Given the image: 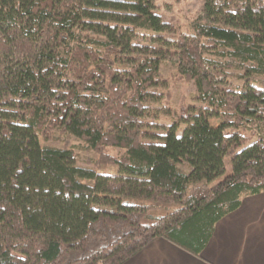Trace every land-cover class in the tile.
I'll use <instances>...</instances> for the list:
<instances>
[{
    "label": "trees",
    "instance_id": "obj_1",
    "mask_svg": "<svg viewBox=\"0 0 264 264\" xmlns=\"http://www.w3.org/2000/svg\"><path fill=\"white\" fill-rule=\"evenodd\" d=\"M192 23L169 40L155 0H0V264L197 252L264 192V0H205ZM162 62L202 104L170 126Z\"/></svg>",
    "mask_w": 264,
    "mask_h": 264
},
{
    "label": "crops",
    "instance_id": "obj_2",
    "mask_svg": "<svg viewBox=\"0 0 264 264\" xmlns=\"http://www.w3.org/2000/svg\"><path fill=\"white\" fill-rule=\"evenodd\" d=\"M124 264H264V192L244 196L200 251L159 238Z\"/></svg>",
    "mask_w": 264,
    "mask_h": 264
},
{
    "label": "rangeland",
    "instance_id": "obj_3",
    "mask_svg": "<svg viewBox=\"0 0 264 264\" xmlns=\"http://www.w3.org/2000/svg\"><path fill=\"white\" fill-rule=\"evenodd\" d=\"M205 4V0H155L156 13L161 17L163 22L168 23L173 27V33L163 34L165 39H176L179 33L189 31L193 20L201 12ZM160 70L163 75L164 85L157 89L159 94L166 95L167 92H171L172 100L171 106L173 107V113L168 117H161L160 124L170 126L174 122H179L180 118V106L186 104L190 108L199 109L202 104L196 101L197 87L193 81H186L181 79H174L176 73V65L172 62H162ZM236 80V79H235ZM236 84H240L237 80ZM214 123L219 124V121ZM256 138L253 139V141ZM55 147H62L63 143L60 141H54L48 143ZM71 147L78 153L80 157V165L87 166L88 159H97V156L93 152H89L87 146L77 140L71 138ZM114 156H119V150H111ZM227 168L230 169V159H227ZM157 214L156 212H152ZM161 215V214H159ZM158 215V216H159Z\"/></svg>",
    "mask_w": 264,
    "mask_h": 264
}]
</instances>
